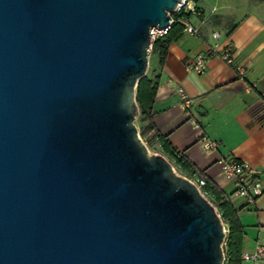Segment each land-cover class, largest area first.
<instances>
[{"label": "water", "instance_id": "95a60500", "mask_svg": "<svg viewBox=\"0 0 264 264\" xmlns=\"http://www.w3.org/2000/svg\"><path fill=\"white\" fill-rule=\"evenodd\" d=\"M181 0H0V264H224L214 206L134 123Z\"/></svg>", "mask_w": 264, "mask_h": 264}, {"label": "crops", "instance_id": "0c3cea01", "mask_svg": "<svg viewBox=\"0 0 264 264\" xmlns=\"http://www.w3.org/2000/svg\"><path fill=\"white\" fill-rule=\"evenodd\" d=\"M260 2V3H259ZM201 17L190 16L189 24L199 28L198 35L181 32L167 47L165 58L151 50L146 70L148 80H158L152 107L154 132L170 143L190 169V179L202 177L229 198L237 212L244 234L240 264H264L245 260L257 246L264 247V193L248 204L233 193V183L221 173L219 161L235 158L254 168L264 187V0H195ZM214 10L225 26L213 24L205 10ZM233 47L236 60L247 69L240 80L235 69L212 58L203 75L188 71L186 66L217 44ZM184 88L192 104L184 108L177 95ZM206 137L217 142V148L205 152L199 142Z\"/></svg>", "mask_w": 264, "mask_h": 264}, {"label": "built area", "instance_id": "2783aa9c", "mask_svg": "<svg viewBox=\"0 0 264 264\" xmlns=\"http://www.w3.org/2000/svg\"><path fill=\"white\" fill-rule=\"evenodd\" d=\"M195 0H181L175 11L171 14V20L169 22V26L166 28L158 29L157 27H150L149 29V51L152 50L153 45L157 40L165 37L171 29V25L174 24L173 16L175 14H189L192 16L201 17L202 13L199 8L194 3ZM190 15V16H191ZM183 29V32L188 35H198L199 28L192 26L189 24V18H179L177 20ZM212 39L217 42L216 45L211 46L204 54L196 55V57L191 61L190 64L186 66L188 71H192L197 75H203L205 73V69L208 65V62L212 58L220 59L225 65L235 69L236 74L240 80H245L247 77V69L242 65V63L236 60L235 55L233 54V47L228 45L224 48L219 47L218 39L219 34L215 33L212 35ZM177 95L182 101L183 107L188 108L192 104V99L188 96L184 88L178 87ZM203 150L208 153V151L215 150L217 148V142L207 139L206 137H202L199 140ZM219 166L221 169L222 175L228 178L231 183H233V193L236 197H240L244 199L248 204L254 203L261 195L264 193V187L262 182H260L259 175L255 171L254 168L250 167L246 162L240 161L235 158H222L219 161ZM192 184H194L201 196L205 199L208 196L203 188L205 187V179L202 177H196L195 179L187 178ZM209 197V196H208ZM208 200V199H207ZM225 200L229 201V198L225 196ZM213 205V203L211 202ZM214 206V205H213ZM216 212H218L217 208L214 206ZM219 217L221 218L220 212H218ZM225 237L228 232L227 226L223 223ZM225 245V243H224ZM264 258V247L257 246L254 250V254L246 255L245 260L248 261H258Z\"/></svg>", "mask_w": 264, "mask_h": 264}, {"label": "trees", "instance_id": "16d2710c", "mask_svg": "<svg viewBox=\"0 0 264 264\" xmlns=\"http://www.w3.org/2000/svg\"><path fill=\"white\" fill-rule=\"evenodd\" d=\"M191 13L175 14L174 24L168 34L160 40L154 42L152 51L157 52L162 59L165 58V53L168 45L176 38L178 34L183 32L182 25L177 21L179 18H190ZM158 80H148L146 77L141 78L137 83L135 100L138 103L139 116L138 123L140 124V135L148 136V141L157 143L162 153L168 156L174 162L175 166L190 175H194L195 171L190 169L186 161L172 150L170 143L159 135L157 132L150 133L154 130L152 122V107L154 104L155 94L158 88ZM204 192L211 198V202L221 214L222 222L227 226L228 232L225 237V245L223 252L225 254L224 264H240L241 263V244L244 234L243 226L240 225L237 218V212L233 210L229 201L225 200L220 191L210 182L205 180Z\"/></svg>", "mask_w": 264, "mask_h": 264}, {"label": "rangeland", "instance_id": "374dc122", "mask_svg": "<svg viewBox=\"0 0 264 264\" xmlns=\"http://www.w3.org/2000/svg\"><path fill=\"white\" fill-rule=\"evenodd\" d=\"M260 3V2H259ZM209 13V15H208V19L213 23V24H219V26H221V27H226L225 26V24H226V21H224V20H218L217 21V19H216V17H215V13H214V10H207L206 8H205V10L203 9V13H205V14H208ZM150 54H151V51H149L148 52V62H149V60H150ZM134 125H135V127H136V129H138V135H139V137H140V139H141V141L143 142V143H145V145H146V147H147V149H148V152H149V154L151 155V154H158V155H161L162 157H164V158H166L169 162H170V164L172 165V167H173V169L175 170V172L180 176V175H183L182 174V172H181V170H179L176 166H175V164H174V162L172 161V159H170L168 156H166V155H164L163 153H162V151H161V149H160V147H159V145L157 144V143H155V142H153V141H151V143L147 140L148 139V136H145V137H142L141 135H140V129H139V127H140V124L138 123V117H137V119H136V121H135V123H134ZM207 199H208V201L209 202H211V198L210 197H206ZM222 248H224V245H223V247Z\"/></svg>", "mask_w": 264, "mask_h": 264}]
</instances>
